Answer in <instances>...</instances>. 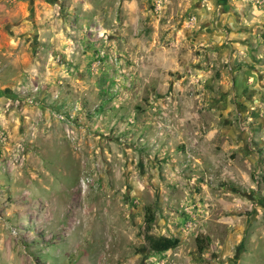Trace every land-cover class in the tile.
Returning a JSON list of instances; mask_svg holds the SVG:
<instances>
[{
	"label": "rangeland",
	"instance_id": "374dc122",
	"mask_svg": "<svg viewBox=\"0 0 264 264\" xmlns=\"http://www.w3.org/2000/svg\"><path fill=\"white\" fill-rule=\"evenodd\" d=\"M0 264H264V0H0Z\"/></svg>",
	"mask_w": 264,
	"mask_h": 264
},
{
	"label": "trees",
	"instance_id": "16d2710c",
	"mask_svg": "<svg viewBox=\"0 0 264 264\" xmlns=\"http://www.w3.org/2000/svg\"><path fill=\"white\" fill-rule=\"evenodd\" d=\"M153 222H154V214L150 213V211L147 210L144 216V224L147 234ZM145 240L147 242L149 249H151L156 253H162L170 249L176 248L180 242L179 239L177 238L161 237V238L153 239L149 235L145 236Z\"/></svg>",
	"mask_w": 264,
	"mask_h": 264
}]
</instances>
